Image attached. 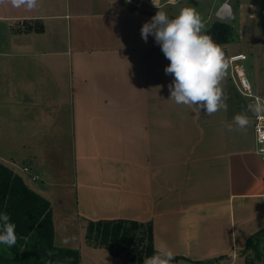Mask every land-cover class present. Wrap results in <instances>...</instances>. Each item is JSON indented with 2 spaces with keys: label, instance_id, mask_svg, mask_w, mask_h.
I'll return each mask as SVG.
<instances>
[{
  "label": "crops",
  "instance_id": "obj_1",
  "mask_svg": "<svg viewBox=\"0 0 264 264\" xmlns=\"http://www.w3.org/2000/svg\"><path fill=\"white\" fill-rule=\"evenodd\" d=\"M148 2L37 0L29 10L0 0V160L50 201L54 243L78 248L80 264H123L85 243L87 221L100 219L150 222L171 264H232L264 228L255 102L237 91L231 67L220 84L227 111L197 115L169 100L170 61L141 35L159 10ZM221 4L200 13L202 34ZM239 4L234 27L264 42V15ZM28 19L43 30L12 31ZM237 114L250 123L229 131Z\"/></svg>",
  "mask_w": 264,
  "mask_h": 264
},
{
  "label": "trees",
  "instance_id": "obj_2",
  "mask_svg": "<svg viewBox=\"0 0 264 264\" xmlns=\"http://www.w3.org/2000/svg\"><path fill=\"white\" fill-rule=\"evenodd\" d=\"M230 21L215 20L207 29L217 44L230 40ZM39 19L22 20L13 32H40ZM7 213L15 224L17 242L12 247L0 244V264H80L77 248L55 245L52 208L48 199L32 189L11 166L0 160V214ZM84 241L93 247L106 248L123 264H143L156 253L150 222L129 219L88 220ZM241 254L244 264H264V228L247 238Z\"/></svg>",
  "mask_w": 264,
  "mask_h": 264
},
{
  "label": "clouds",
  "instance_id": "obj_3",
  "mask_svg": "<svg viewBox=\"0 0 264 264\" xmlns=\"http://www.w3.org/2000/svg\"><path fill=\"white\" fill-rule=\"evenodd\" d=\"M173 0H169L172 3ZM13 7L26 6L31 10L37 6V0H10ZM159 10L146 22L141 35L147 42L149 35L161 46V51L170 61L165 68L166 74L174 76L169 84L170 99L193 109L197 115L204 110L211 116L219 110L227 111V103L221 88L229 61L221 47L212 37L202 34L205 24L201 15L193 7H184L174 19L160 10L159 0H153ZM248 110L255 115H264V102L257 97L255 104L248 105ZM250 120L245 114H237L228 130L244 131ZM233 124L236 128H233ZM17 242L15 224L10 222L7 213L0 214V244L12 247ZM174 259L172 250L158 251L143 260V264H171Z\"/></svg>",
  "mask_w": 264,
  "mask_h": 264
},
{
  "label": "rangeland",
  "instance_id": "obj_4",
  "mask_svg": "<svg viewBox=\"0 0 264 264\" xmlns=\"http://www.w3.org/2000/svg\"><path fill=\"white\" fill-rule=\"evenodd\" d=\"M148 2V0H146ZM167 0H162V3ZM223 3V0H177L176 3H167L165 4L161 10L165 11L167 14H173L178 16L180 13V10L184 7H193L196 9V11L200 14L208 8L212 4L221 2ZM232 5L235 7L234 13H240L239 10L236 8L239 7L240 1L244 2L245 0H231ZM248 1V0H246ZM254 2L255 8H256V14L258 18L264 15V0H251ZM149 5H151V2H148ZM233 13V14H234ZM202 16V15H201ZM211 19H216L211 16ZM230 24L232 25L231 30V37L228 42H231L232 44L227 46L228 53H234L236 51H241L244 54H246V57L244 60L238 61V63H243V68L245 69L246 75L250 79V83L252 86V93L256 94L258 96H262L261 93H264V42L260 41H253L252 38H249L247 35V25L245 28L241 31L238 30L237 27H234V21H236V15H232ZM211 20V21H213ZM219 20V19H218ZM211 23V22H210ZM207 28V27H206ZM233 47L235 50H233ZM228 60V59H227ZM248 63V64H247ZM234 63H232L233 65ZM231 67V64L229 63L228 68ZM232 69V67H231ZM254 79H256V83L254 82ZM245 98L254 99L253 96H244ZM20 164H23L22 161L19 162ZM6 164V163H5ZM8 164V163H7ZM19 164V165H20ZM9 165V164H8ZM11 167L15 170L16 166L11 165ZM19 173V171H17ZM21 176H23V172L19 173ZM78 249V248H77ZM79 250V249H78ZM80 252V251H79ZM242 252V250H241ZM217 264H229V262H220ZM232 264H244V258L243 255H239L235 258Z\"/></svg>",
  "mask_w": 264,
  "mask_h": 264
},
{
  "label": "built area",
  "instance_id": "obj_5",
  "mask_svg": "<svg viewBox=\"0 0 264 264\" xmlns=\"http://www.w3.org/2000/svg\"><path fill=\"white\" fill-rule=\"evenodd\" d=\"M246 58V54L244 53H232L228 54V60L231 64L232 71L234 72V78H235V86L237 91L240 93V95L243 96H253L254 99H252L254 102H256V98L260 96L252 93V86L250 83L249 77L246 75L244 68L242 67V63H238L240 60H244ZM232 63H234L232 65ZM262 101V100H261ZM264 102V101H262ZM254 132L256 134V148L255 151H257L263 161L264 164V115L257 116L254 114ZM24 170H27L25 167Z\"/></svg>",
  "mask_w": 264,
  "mask_h": 264
},
{
  "label": "water",
  "instance_id": "obj_6",
  "mask_svg": "<svg viewBox=\"0 0 264 264\" xmlns=\"http://www.w3.org/2000/svg\"><path fill=\"white\" fill-rule=\"evenodd\" d=\"M224 2L221 4V6L218 8L216 15L219 18V20H230V18L233 15L234 7L231 4V0H223ZM153 3V0H152ZM154 4V3H153ZM222 51L225 54V58H228V49L227 47L221 48Z\"/></svg>",
  "mask_w": 264,
  "mask_h": 264
}]
</instances>
